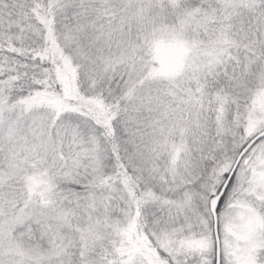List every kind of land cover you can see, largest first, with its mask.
Segmentation results:
<instances>
[{
	"label": "snow or ice",
	"instance_id": "snow-or-ice-1",
	"mask_svg": "<svg viewBox=\"0 0 264 264\" xmlns=\"http://www.w3.org/2000/svg\"><path fill=\"white\" fill-rule=\"evenodd\" d=\"M0 264H264V0H0Z\"/></svg>",
	"mask_w": 264,
	"mask_h": 264
}]
</instances>
